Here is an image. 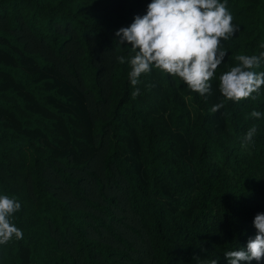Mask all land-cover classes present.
I'll list each match as a JSON object with an SVG mask.
<instances>
[{"label":"trees","instance_id":"16d2710c","mask_svg":"<svg viewBox=\"0 0 264 264\" xmlns=\"http://www.w3.org/2000/svg\"><path fill=\"white\" fill-rule=\"evenodd\" d=\"M220 2L238 31L201 96L154 66L130 83L115 33L151 0H0V196L23 233L0 264H228L246 248L264 213V86L227 101L220 76L264 52V0Z\"/></svg>","mask_w":264,"mask_h":264},{"label":"clouds","instance_id":"9594fccd","mask_svg":"<svg viewBox=\"0 0 264 264\" xmlns=\"http://www.w3.org/2000/svg\"><path fill=\"white\" fill-rule=\"evenodd\" d=\"M232 19L220 0H151L146 14L136 15L128 27H121L115 33L119 42L131 45L135 53L129 61L130 83L137 85L141 74L150 72L154 66L173 77L178 76L201 96L210 94L209 81L226 55V50L220 46L221 40L227 41L238 31ZM235 59L239 63L220 76V91L225 100L239 102L252 97L264 86V71L252 70L264 61V52L238 55ZM118 60L125 62L123 56ZM138 94L137 88L132 95ZM224 106L221 101L211 112L215 114ZM250 116L260 118L261 113L253 110ZM256 131L255 126L247 131L242 146L252 143ZM20 208L18 201L7 195L0 196V245L7 244L13 236L23 238L22 231L9 219ZM253 224L257 233L249 239L246 248L224 253L228 264H251L253 260L264 259V213L256 214ZM211 264H217V260L213 259Z\"/></svg>","mask_w":264,"mask_h":264}]
</instances>
